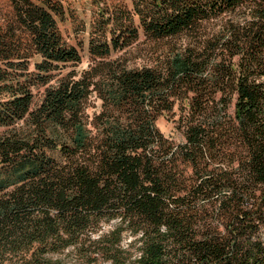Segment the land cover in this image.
Wrapping results in <instances>:
<instances>
[{
	"label": "trees",
	"instance_id": "1",
	"mask_svg": "<svg viewBox=\"0 0 264 264\" xmlns=\"http://www.w3.org/2000/svg\"><path fill=\"white\" fill-rule=\"evenodd\" d=\"M135 5L153 65L116 8L77 71L59 0H0V264H264V0Z\"/></svg>",
	"mask_w": 264,
	"mask_h": 264
},
{
	"label": "rangeland",
	"instance_id": "2",
	"mask_svg": "<svg viewBox=\"0 0 264 264\" xmlns=\"http://www.w3.org/2000/svg\"><path fill=\"white\" fill-rule=\"evenodd\" d=\"M137 0H59L64 6L65 17L58 18L59 26L69 44L76 47L81 56L82 63L77 66H68L66 70L75 69L83 71L92 64L90 53L91 42L98 28H95L98 19L105 10L113 11L116 8H127L134 16V23L139 28V40L127 50L114 54V58L123 56L132 67L153 65L154 55L151 41L145 37L140 16L136 13ZM234 111V105L231 108ZM174 118L162 116L158 120V127L167 136L176 142L184 140L183 134L177 129ZM108 228V227H107ZM106 228V229H107ZM129 238V237H128ZM126 239L125 245L131 238ZM61 264H79L75 259L63 258Z\"/></svg>",
	"mask_w": 264,
	"mask_h": 264
}]
</instances>
